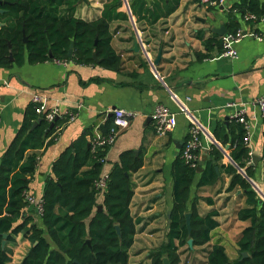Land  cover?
Masks as SVG:
<instances>
[{"label":"crops","instance_id":"crops-1","mask_svg":"<svg viewBox=\"0 0 264 264\" xmlns=\"http://www.w3.org/2000/svg\"><path fill=\"white\" fill-rule=\"evenodd\" d=\"M121 1L119 11L125 12L128 19L111 23L115 31L111 44L121 57L118 70L105 69L97 62H73L63 66L53 61L29 63L27 60L21 65L0 67V160L21 128L33 93L42 95L46 107L57 106L62 112L75 114L54 141L49 142L50 138H47L44 146L37 150V164L29 183V192L37 198L42 197L46 181L53 176L52 164L63 150L82 135L89 143L94 137L104 135L101 127L113 119L112 109L134 112L136 116L130 120L129 126L108 149L103 170L110 171L125 151L142 156V167L131 176L130 211L141 221L137 224L129 253L132 264H149V253L165 242L172 208V165L188 137L190 118L194 119L200 128L201 170L213 145L222 151L223 157L215 167L218 173L215 184L198 189L196 177L190 188L188 208L195 201L201 214L210 209L217 210L219 225L213 231L211 242L214 235H219L215 237L224 239L221 242L230 260H234L239 255L237 238L231 243L227 235L236 227L240 233L247 225L236 218V211L244 205V198L235 195L237 188L227 191L231 178L219 165H235L229 155V146L238 134L237 124L242 125L235 115L242 112L251 127V138L246 145L251 161L252 156L258 159L252 165L247 162L251 166V176L244 168L237 171L251 186L264 193V118L255 103L264 94V33L260 39L250 35L240 39L235 44L238 58L220 57L222 35L213 29L223 26L227 33L234 24L236 29L246 28L240 16L231 9L236 0H224L223 4L216 6L203 5L201 0H179L171 14L155 20L152 0H144L145 10L140 16L132 14V0ZM105 2H77L74 16L95 19L101 15ZM0 23H4L3 19ZM253 31L259 33L260 30L255 27ZM135 39L142 42V49L152 65L142 50L133 49ZM158 55V63L154 64ZM158 104L168 106L174 113V127L164 137L155 135L151 116ZM179 106L187 109L188 116ZM204 197L211 198L213 205L202 200ZM97 200L101 203V194ZM33 208L26 207L27 215L32 214ZM28 246L29 241L19 233L16 243L10 247L11 261L8 264H14L15 258L21 251V255L25 254ZM229 248L234 253L237 251L236 256L229 254ZM21 255L18 258L22 260ZM141 257L143 261H139Z\"/></svg>","mask_w":264,"mask_h":264},{"label":"trees","instance_id":"trees-1","mask_svg":"<svg viewBox=\"0 0 264 264\" xmlns=\"http://www.w3.org/2000/svg\"><path fill=\"white\" fill-rule=\"evenodd\" d=\"M152 1L154 20L171 14L179 2ZM77 2L0 0L3 10L0 20L4 22L0 27V67L21 65L26 60L39 63L71 59L78 64H92L95 63L94 52L99 66L118 70L121 57L111 44L115 32L111 23L128 19L125 12L119 11L122 1L106 0L101 15L92 20L74 16ZM144 5V0H132V14L140 16L145 10ZM231 9H237L240 14L249 12L264 17V0H236ZM236 28L234 24L231 31ZM23 31L26 42L23 41ZM71 42L72 56L68 57ZM38 119L37 125L31 129ZM112 120H107L101 127L103 134L113 125ZM67 122L68 117L64 116L51 127L31 104L17 136L0 160V264L11 261L10 247L16 243L19 233L30 243L20 264H132L129 251L141 219L135 218L130 211L131 176L142 167L141 155L136 156L132 151L120 155L109 171L107 187L99 203L97 197L100 194L94 188V181L103 168L99 158L104 157L107 150L92 153L91 144L82 135L53 162V176L46 181L43 190L42 214L37 217L34 211L31 215L25 211L30 205L24 199V192L29 189L36 168L37 150L44 146L47 138H50L49 142L54 141L52 136L56 128ZM237 127L238 134L229 146V155L235 165L229 163L219 167L231 178L227 191L240 189L238 197L244 198V205L236 211V218L247 223L237 236L238 257L230 260L221 240L211 242L213 231L219 225L216 209L201 214L195 201L188 208L190 188L196 177L198 189L213 185L218 179L215 167L223 153L213 145L200 172L196 171L201 167L200 161L197 167H190L182 157V151L174 160L171 170L172 208L165 242L149 253V264H164L163 258L168 264H180L185 252L203 254L202 260L194 259L195 264H264V200L237 171L244 168L251 176V166L247 165L251 156L243 142V127L241 124ZM262 166L264 177V154ZM202 200L213 205L209 197ZM98 205H102V210L97 211ZM187 212L191 213L189 230L185 219ZM3 234H6L4 247ZM189 238L192 239V248L187 242ZM242 252L247 256L242 258Z\"/></svg>","mask_w":264,"mask_h":264},{"label":"built area","instance_id":"built-area-1","mask_svg":"<svg viewBox=\"0 0 264 264\" xmlns=\"http://www.w3.org/2000/svg\"><path fill=\"white\" fill-rule=\"evenodd\" d=\"M203 5H219L223 4L224 0H201ZM234 14L240 16L243 23L245 24L246 28H238L235 31L224 33L221 36V51L220 57H227L231 59L238 58V51L235 47V44L240 41L246 35L254 36L257 39H260L262 33H264V17L257 16L254 13H239V11L234 9ZM259 28V33L257 31H253V28ZM138 41H140L138 39ZM140 50L143 51L144 57L147 61L151 64L150 59L146 55L145 51L142 49L143 44L140 41ZM56 64H60L63 66H68L73 61L71 59H59L53 61ZM152 65V64H151ZM260 114L264 118V94L259 96L255 101ZM31 104L33 105L37 114H40L44 117V119L48 123H55L57 119L62 118L64 116L68 117V122L72 121L75 118L74 113H67L62 112L57 106L53 107H46L45 101L42 95L38 93H33L31 95ZM180 110L188 116L187 109L179 106ZM113 116V125L104 135H99L94 137L91 141V151L92 153H96L97 151H104L107 150L115 143L121 131L126 129L129 126L130 120L136 116V114L132 111L123 109V108H114L111 110ZM152 119L154 120V131L157 137H164L169 132L172 131L175 123L174 113L169 109L168 106L164 104H158L153 113ZM235 118L242 123L244 128V138L243 142L245 145L249 144L251 138V127L248 121L243 116L242 112H238L235 115ZM0 121H1V113H0ZM191 127L189 130L188 137L183 145L182 149V157L184 158L185 162L189 164L190 167H197L198 161L200 160V148H201V141H200V128L198 123L190 118ZM64 125H61L56 128L53 138L54 140L57 138L58 134L62 130ZM106 151V153H107ZM99 162L102 163L103 167L106 163V154L104 157L99 158ZM251 159L248 163H251ZM109 178V171H105L102 168L100 175L94 181V188L97 190L98 194H103L107 187V181ZM255 192H257L258 196L264 200V193L259 190L257 187L253 186ZM261 191V192H260ZM24 199L33 208V213L39 217L42 214V197L37 198L35 195L29 192V189L24 192Z\"/></svg>","mask_w":264,"mask_h":264},{"label":"water","instance_id":"water-1","mask_svg":"<svg viewBox=\"0 0 264 264\" xmlns=\"http://www.w3.org/2000/svg\"><path fill=\"white\" fill-rule=\"evenodd\" d=\"M83 1H85V0H78L79 3H80V2H83ZM127 1L129 2L130 0H127ZM2 12H3V10L0 9V13H2ZM3 25H4V23H0V27L3 26ZM213 31H214L215 33H217L218 35H223V34L225 33L226 30H225V28H224L223 26H221V27L218 28V29H213ZM23 41H24V42L27 41V37H26L24 31H23ZM72 46H73V42H71V44H70V49L68 50V57H71V56H72ZM133 49H134L135 51H138V50L140 49V48H139V44H138V40H137V39L134 40V47H133ZM49 56L51 57V55H49ZM159 57H160V55H158L157 59L154 61V64H157V63H158ZM11 59H12V58H11ZM93 59H94L95 62H98V61H99V60L97 59V57H96V55H95L94 52H93ZM37 123H38V121L35 122V123L32 125L31 129H33V128L37 125ZM53 124H54V123H51L50 126L52 127ZM257 159H258V157L252 156V163H251V165H252V164H255L256 161H257ZM216 170H217V168H216ZM196 171H197V172H200V171H201V168H200V167H197V168H196ZM240 193H241V190L238 189V190L236 191L235 195H239ZM259 198H260V197H259ZM260 199L263 200L262 198H260ZM99 210H102V205H98V206H97V211H99ZM190 217H191V213H190V212H187V213L185 214V219H186V225H187L188 230L190 229ZM115 229H116L117 233L119 234L120 230H119L118 225L115 226ZM3 237H4V240L2 241V247L5 246V242H6V241H5L6 234H3ZM86 242H87L88 244H90V242H89L88 239L86 240ZM187 242H188L189 247L192 248V239L189 238ZM246 256H247V253H246V252H242V253H241V257H242V258H244V257H246ZM163 263H164V264H168L166 258H163Z\"/></svg>","mask_w":264,"mask_h":264},{"label":"rangeland","instance_id":"rangeland-1","mask_svg":"<svg viewBox=\"0 0 264 264\" xmlns=\"http://www.w3.org/2000/svg\"><path fill=\"white\" fill-rule=\"evenodd\" d=\"M252 188H253V185H252ZM257 194V192H256ZM258 195V194H257ZM240 229L238 227L235 228L234 232L233 233H230L228 234L227 236V239L232 243L234 241H236V238H237V235L239 234L238 231ZM236 232V233H235ZM215 236L217 237H220L219 235H214L213 238L214 240L213 241H216V240H219V238H216ZM216 239V240H215ZM222 241H224V239H221ZM160 241V240H159ZM158 241V242H159ZM153 243V242H152ZM151 243V244H152ZM30 244V243H29ZM29 247V246H28ZM149 249H151L152 247H148ZM146 249V248H144ZM237 250V249H236ZM147 250H145V253H146ZM149 251V250H148ZM228 252L231 256H236L237 254V251H235V253L232 251V249H228ZM22 251L19 253L18 257L21 255ZM24 254V253H23ZM23 254L21 256H23ZM16 257L15 259V263L14 264H18L19 260H21V257L18 258ZM144 258V255L142 256ZM139 258V261H143V258ZM199 259V260H202L203 258V254L201 252H185L183 255H181V261H180V264H195V261L194 259ZM17 261V262H16Z\"/></svg>","mask_w":264,"mask_h":264}]
</instances>
